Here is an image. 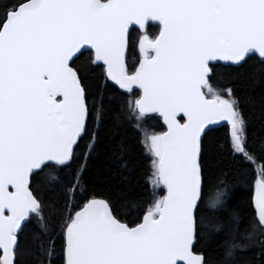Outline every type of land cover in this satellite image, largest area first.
<instances>
[{"label":"snow or ice","instance_id":"obj_1","mask_svg":"<svg viewBox=\"0 0 264 264\" xmlns=\"http://www.w3.org/2000/svg\"><path fill=\"white\" fill-rule=\"evenodd\" d=\"M109 121L143 203L94 167L131 171ZM256 124L264 0H0V264H264Z\"/></svg>","mask_w":264,"mask_h":264},{"label":"trees","instance_id":"obj_2","mask_svg":"<svg viewBox=\"0 0 264 264\" xmlns=\"http://www.w3.org/2000/svg\"><path fill=\"white\" fill-rule=\"evenodd\" d=\"M155 30V29H153ZM254 66V62H250ZM254 70L253 67L248 69L249 73H252ZM93 83L96 82L97 77L93 76L90 78ZM261 91V86L257 85L255 88V93L259 94ZM111 95V93H108ZM151 130L155 131H163L165 130L164 125L161 122L159 117H153L148 122ZM109 128L111 132L115 135L116 140H123L128 145L131 146V152L129 155V159L131 161V171L123 172L119 168V164L116 161L104 159L103 157L96 161L95 168H99L105 172L106 176V185L113 188L118 194L129 193L132 195H136L140 202L143 203L144 199L148 197L145 195L146 191V178L150 173V161L146 157L143 152L142 146L140 144V136L139 134L130 126L127 122H122L119 126H114V122L109 121ZM227 131V127H222L215 129L213 136L222 139L225 136ZM252 131L257 135L264 134V131L260 128L258 124L254 125ZM225 166L227 162V158L224 157ZM127 176V180L124 177ZM150 191V190H149ZM238 197L242 203H247L252 193L247 189V187L237 188ZM125 214L131 217L133 213L128 210H124ZM35 226L32 225L29 227V231H34ZM204 246V245H201Z\"/></svg>","mask_w":264,"mask_h":264},{"label":"water","instance_id":"obj_3","mask_svg":"<svg viewBox=\"0 0 264 264\" xmlns=\"http://www.w3.org/2000/svg\"><path fill=\"white\" fill-rule=\"evenodd\" d=\"M161 119V118H160ZM161 122H162V124H163V121H162V119H161ZM164 125V124H163ZM164 127H165V130H166V126L164 125ZM222 127H227V124H226V122L225 123H222L221 125H219V126H217L216 127V129H218V128H222Z\"/></svg>","mask_w":264,"mask_h":264}]
</instances>
